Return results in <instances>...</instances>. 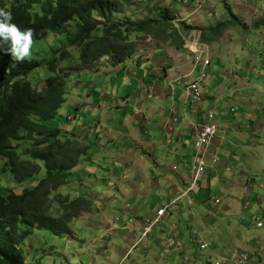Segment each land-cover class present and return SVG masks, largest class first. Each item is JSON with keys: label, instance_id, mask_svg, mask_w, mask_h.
<instances>
[{"label": "crops", "instance_id": "obj_1", "mask_svg": "<svg viewBox=\"0 0 264 264\" xmlns=\"http://www.w3.org/2000/svg\"><path fill=\"white\" fill-rule=\"evenodd\" d=\"M215 26L206 34L207 40L217 41L213 33ZM194 31L202 33L197 30L190 33ZM137 42L140 45L136 53L123 64L112 66L104 61L97 70L79 72L80 75L72 80L69 96L73 109L62 115V121H67L63 126H71L68 133L72 140L77 137L91 147L89 158H84L78 168L83 167L86 176L93 173L95 179L102 177L105 187L102 195L126 196L124 202L132 205L124 210L127 223L132 215L142 227L156 209L167 207L166 217L170 218L174 217L173 212L182 216L184 208L188 207V219L193 225H187V231L192 239L188 240L186 232L181 227L178 230V226L174 233L177 243L182 239L194 243L201 235L203 239H211V242L205 240L211 253L226 255L223 259L230 258L234 251L248 254L254 248V237L247 227L242 228L249 212L254 215L253 219L259 216L257 210L262 195L254 190L258 181L253 178L259 169L264 172L261 169L264 166H256L255 132H250L244 143L238 135L245 132L237 126V137L229 139L231 142L227 139L234 125L229 120L225 122V114L238 112L239 108L237 105L227 107L225 100H238L242 96L244 90L237 87L239 72L233 70L228 80L220 76L211 81L207 78L202 82L204 96L196 100L189 96L188 84L200 77L203 64L194 51L187 45L179 48L181 42L164 45L151 36ZM229 58L227 53L223 58L219 55L218 60L213 56L211 66L222 61L226 67L225 60L231 62ZM245 65L249 69L252 67L247 59ZM248 94L250 98L253 96L252 92ZM214 111L220 132L213 141L212 150L218 155L219 163L207 160L205 176L197 190L187 197L183 194L191 182L196 127ZM103 151L104 155L97 158L95 152ZM98 168L104 169L102 174L95 173ZM79 179L76 172L73 183H77V189ZM259 184L262 188L264 182L259 181ZM95 185L78 190V194L99 195ZM242 188L243 193H239L237 190ZM150 197L161 202L156 206ZM214 198L221 199V211L212 200ZM247 198L249 206L245 208ZM240 206L246 211L242 217L238 216ZM232 218L240 221L233 223Z\"/></svg>", "mask_w": 264, "mask_h": 264}, {"label": "trees", "instance_id": "obj_2", "mask_svg": "<svg viewBox=\"0 0 264 264\" xmlns=\"http://www.w3.org/2000/svg\"><path fill=\"white\" fill-rule=\"evenodd\" d=\"M133 1L0 0L12 23L33 30L28 57L14 61L0 51V159L4 162L0 183L6 184L0 188V264H31L26 245L36 230L70 235L73 221L93 209L95 200L88 194L72 197L60 192L74 182L80 160L89 158L91 150L84 143L64 140L62 128L50 124L59 118L73 73L97 70L104 59L112 66L121 65L136 53V42L148 36L159 42L179 40V48L184 49L185 41L173 27L168 9L139 23L124 20L120 4L130 6ZM231 15L237 20L213 28L216 38L240 22L232 11ZM182 26L186 32L199 30ZM58 39L59 48L52 50ZM43 68L49 76L38 79L42 86L38 89L28 77Z\"/></svg>", "mask_w": 264, "mask_h": 264}, {"label": "rangeland", "instance_id": "obj_3", "mask_svg": "<svg viewBox=\"0 0 264 264\" xmlns=\"http://www.w3.org/2000/svg\"><path fill=\"white\" fill-rule=\"evenodd\" d=\"M120 9L121 17L126 21L134 23L142 22L145 19H152L158 15V11L168 9L169 15L172 18L173 27L178 29V33L180 37L184 39L185 45H187L192 51L205 54L203 57L209 55L213 58V56H215L216 60L219 59V55L223 58L227 53L231 62L226 59V67H224L222 61L220 64L216 61L215 64L208 69L209 75L207 78L211 81L218 79L217 76H220V79L224 78L225 80H228L233 70L239 72L236 76L238 78L237 87L238 89L244 90L241 94L242 96L238 100L233 98L225 100L227 107L237 105L239 108L238 112L229 114L226 112L225 114V122L229 120V122L234 125V128L231 129L230 135H228L227 139L232 140L234 135L237 137V131L235 129L237 126L238 128L243 129L246 133L238 135L244 143H247L249 133L255 132L253 134V143L257 144L258 142L256 146L258 152L256 166H264V0H134L130 6L121 3ZM231 11L238 17L240 21L238 22H242V25L239 23L233 24L234 26H232L236 27L228 32L225 31L222 36L217 37L218 39L215 42L212 39L207 40L208 42L205 41L204 33L207 34L213 26L220 22L237 20L232 17ZM183 23H185L187 27H195L199 29L197 31L202 30L205 32H202L201 34L196 31L192 33L186 32L184 26H182ZM209 34L214 37L212 33ZM161 42H164V45L173 46L172 44L178 43L179 40L174 41L172 38H168ZM198 44L200 45L197 46ZM139 45L140 42H136V48ZM47 48L48 51H50V48ZM58 48L59 39L51 46L52 50ZM216 52L218 54H216ZM233 59L234 64L232 63ZM246 59L252 65L250 69L247 65L244 66ZM104 61L106 60H102L100 65H104ZM80 71H88V69H82ZM73 74L74 75L66 86L68 93L64 97V102L59 112V118L56 123L50 122L52 126L57 125L58 127L64 128V140L72 139V136L68 133L71 126H63V124H67V121H62V115H64L67 110L72 112L73 109L71 106L69 91L72 87V80L77 78L80 73ZM48 76L49 73L43 68L32 73L28 77V80L32 83L33 87L40 89L42 86L38 83V79H45ZM41 84H43V82H41ZM245 89H249L247 91L252 92L253 96H251V98L249 97L248 92H245ZM245 114H249V117H246ZM228 117L229 119H227ZM73 138V140L77 142L85 143L82 139L79 140L77 137ZM231 140L229 141L231 142ZM259 143L261 145H259ZM95 153L97 154V158L104 155V151L102 153ZM3 164V160L0 159V170L3 167ZM80 165L81 160L79 166ZM261 169L264 168L261 167ZM103 171V168H98L95 173L102 174ZM75 172H77L81 178L78 180L81 184H78L79 189L75 187L77 183L71 182L67 186L62 187L60 192H69L72 197H75L78 195V190L84 191L89 188L91 184H96L95 186L100 194L97 196H90L91 198L96 199V201L93 202V209L90 213H82L80 218L73 221L72 233L70 235L56 236L49 230H36L34 235L28 239L30 244L26 245L28 263L264 264V184L262 188L259 184V181L264 182V172L260 169L255 174L256 178H253L258 181V183H255L254 185V190L260 192L262 195L261 206L257 210L259 212V218L255 217L253 219L254 215L249 212L242 228L243 230L247 227V230L252 233L254 237V248L250 249L248 254L239 252V256L244 254L248 257V260L242 263H239L237 258L233 256L234 253L230 258L226 259H223L222 257H225V254L219 253V255H217L211 253L209 244L206 242H211V239L208 237L203 239L201 235L195 239L196 242L194 243H189L188 241H185V239L179 240L177 243L175 237L176 246L174 248L166 246L167 235L164 232L165 226H179L178 230L181 227L182 230L186 232V238L188 237V240L192 239L187 231V225H193L188 219V207L184 208L182 216H177V214L173 212L174 217H166L165 219L168 225L165 223L164 219V225L156 227L152 230L149 236L147 235L148 237L140 242L141 231L144 224L140 227L137 219H134L132 215H130V218L132 219L128 218L129 223H127L124 210L131 208L132 205L130 202H128V204H126V201L124 202L126 196L120 197L117 195L116 197L115 194L102 195L101 193H104L105 187L102 185L103 181L101 176L98 177L99 179H95L93 173L86 176L84 175L85 169L83 167L76 169ZM43 175L44 174H42V176ZM8 182L9 187L13 188L14 185L11 186L13 181L8 179ZM36 184L37 183H34V185ZM1 186H6V184L0 183V188ZM237 191L243 193V188L238 189ZM246 192L247 191H245V193ZM111 193H114V191ZM213 193L219 195L216 190H213ZM83 194H85V192ZM225 196H227L226 192ZM150 200L156 202V197H150ZM158 202H161V200L156 202V206ZM212 204L214 205V203ZM248 206L249 201L247 198L246 202H244V207L247 208ZM218 211H221V206L218 207ZM257 211L254 212V214H256ZM151 212L152 211L148 212V214ZM146 213L147 212H144L143 214ZM245 214L246 211H242L240 206L238 216L242 217ZM236 220L238 222L240 221L239 219H231L233 223H235ZM223 222L225 221L223 220ZM259 223H261L260 227L258 226ZM196 230L199 232L198 227ZM247 230L245 233L249 235ZM200 237L203 239V243L208 244L207 249H201L199 247L198 242ZM217 242L221 245L220 241Z\"/></svg>", "mask_w": 264, "mask_h": 264}, {"label": "built area", "instance_id": "obj_4", "mask_svg": "<svg viewBox=\"0 0 264 264\" xmlns=\"http://www.w3.org/2000/svg\"><path fill=\"white\" fill-rule=\"evenodd\" d=\"M195 53L197 54V59L200 60L203 64V72L197 80H193L188 84V94L191 98L197 100L201 99L204 96L202 82H204L208 77V69L211 67L212 58L209 55H207V57H203L205 54L199 53L197 51H195ZM219 132L220 125L217 122L215 111L209 113L206 121L196 127V139L193 145L195 150V159L192 166L191 182L188 188L184 191V196L189 197L192 192H195L197 190L199 182L206 174L208 159H210L213 164L219 163L218 155L212 150L213 141L217 138ZM190 202L192 203V201ZM166 215L167 207H162L157 209L153 215H150V217L145 220L144 226L141 231L142 234L140 242L148 237L152 230H154L156 227H158L159 225H164V219ZM258 226L260 227L261 223H259ZM176 229V226L164 227V232L167 235L166 246L169 248H174L176 246V239L174 235ZM200 248L207 249L208 244L203 243ZM237 260L239 263L244 262L248 260V257L244 254H241V256H238Z\"/></svg>", "mask_w": 264, "mask_h": 264}, {"label": "clouds", "instance_id": "obj_5", "mask_svg": "<svg viewBox=\"0 0 264 264\" xmlns=\"http://www.w3.org/2000/svg\"><path fill=\"white\" fill-rule=\"evenodd\" d=\"M11 20L10 11L0 8V45H7L6 48H0V51L10 54L14 61H21L30 55L33 30L31 28L20 29Z\"/></svg>", "mask_w": 264, "mask_h": 264}, {"label": "bare ground", "instance_id": "obj_6", "mask_svg": "<svg viewBox=\"0 0 264 264\" xmlns=\"http://www.w3.org/2000/svg\"><path fill=\"white\" fill-rule=\"evenodd\" d=\"M214 199H212V200L215 202L216 205H219V203H221V199L220 198H214ZM217 200H218V202H217ZM202 244H203V239H201V237H200V240L198 242L199 247H201ZM239 255H240L239 252L234 251V255H233L234 257L238 258Z\"/></svg>", "mask_w": 264, "mask_h": 264}]
</instances>
